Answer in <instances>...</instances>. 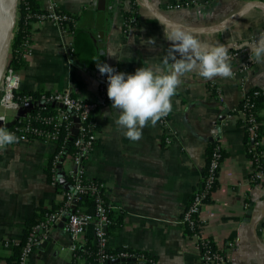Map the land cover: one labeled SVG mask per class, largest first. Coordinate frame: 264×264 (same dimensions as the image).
I'll return each mask as SVG.
<instances>
[{
  "label": "crops",
  "instance_id": "obj_1",
  "mask_svg": "<svg viewBox=\"0 0 264 264\" xmlns=\"http://www.w3.org/2000/svg\"><path fill=\"white\" fill-rule=\"evenodd\" d=\"M179 1L187 0H106L104 8L98 0H39L43 8L54 2L60 10L76 14L78 23L73 36L50 21L33 26L31 54L19 70L22 88H70L76 96L97 99L99 81L106 74L100 73L97 62L118 63L127 73L143 65L167 70L170 65L165 66L163 58L170 42L165 32L173 26L210 44L231 45L230 49L264 36V0H196L199 5L189 9L167 7ZM133 2L138 6L137 24L125 29ZM255 3L260 5L229 26L211 28ZM149 38L154 44L148 43ZM71 41L73 56L68 53ZM109 50L119 59L107 55ZM243 61V57L231 59L233 72ZM243 79H206L195 70L186 74L172 97L169 113L176 138L169 145L158 121L147 123L141 137L132 140L116 123L119 113L112 102L97 110L101 137L87 161L86 175L107 183L114 216L122 218L109 234L110 249L147 251L157 264H200V254L181 220L217 134L226 155L218 185L203 210L204 228L217 244H230L228 264H264V180L250 179L253 162L239 111L250 89L264 91V64L253 61ZM259 115L264 124V107ZM262 138L264 150V134ZM54 150L53 143L39 139L0 149V264H10L6 257L14 255L3 247L6 238L23 239L27 219L38 209L51 210L63 202L61 186L54 187L48 178ZM93 234L90 228L87 238L93 239ZM74 252L63 223H57L32 255L31 264H87Z\"/></svg>",
  "mask_w": 264,
  "mask_h": 264
},
{
  "label": "built area",
  "instance_id": "obj_2",
  "mask_svg": "<svg viewBox=\"0 0 264 264\" xmlns=\"http://www.w3.org/2000/svg\"><path fill=\"white\" fill-rule=\"evenodd\" d=\"M197 5H199L198 1L187 0L170 3L167 7L181 10ZM18 19L17 9L13 36L19 27ZM137 19L136 15H130L124 22L125 29L135 27ZM44 21L52 22L66 34L73 36L78 17L74 13L60 10L52 2L47 8L40 6V11L30 22L34 26ZM257 39L253 37L250 44ZM250 44L245 43L229 49L231 59L243 57V65L232 75L234 79H239L241 82L253 63L250 58L251 50L248 48ZM31 50L29 35L23 39L17 53L22 57H29ZM68 53L71 56L75 53L73 41L68 44ZM112 66L117 71H122L118 63ZM21 83L20 72L12 69L9 62L0 84V120L3 125L13 123L10 127L3 128L14 132L18 141L39 139L55 145L52 160L48 164V178L54 187L61 186L63 202L60 206L45 211L42 217L29 228L23 239L6 238L3 241V247L11 254H15L14 247L19 246L17 263L31 264L32 255L48 239L51 229L57 223H63L74 251L87 242L88 230L92 228L94 243L99 247L101 264L123 263L130 256L128 252L121 250L117 254H112L109 251L107 227L111 223L109 211L113 210L114 206L107 195L108 185L101 179H90L86 175L87 161L101 137V129L95 113L102 105L111 102L107 95V74L100 79L99 95L93 100L76 96L70 88L27 91L22 88ZM218 93L220 94V91ZM260 93L261 90L256 89L253 95ZM247 94L248 92L245 97ZM11 111L15 112L12 117ZM239 111L244 117V111L241 108ZM231 116L236 115L231 114ZM157 121L162 127L164 141L166 145H169L176 138V131L170 122V113L168 112ZM250 121L254 123L249 126L251 138L248 152L259 160L264 157L263 138L256 139L258 123L253 118ZM245 125L247 127V124ZM213 138L217 143L208 165V173L202 176L198 187L194 190L183 212L181 222L186 236L200 254V264H228L230 244H217L208 235L202 218L204 207L211 200L220 180L223 164L222 143L219 135L215 134ZM250 179L256 183L264 180V169L258 163L253 164ZM85 196L94 199V209L90 212L85 208H78L79 201Z\"/></svg>",
  "mask_w": 264,
  "mask_h": 264
},
{
  "label": "clouds",
  "instance_id": "obj_3",
  "mask_svg": "<svg viewBox=\"0 0 264 264\" xmlns=\"http://www.w3.org/2000/svg\"><path fill=\"white\" fill-rule=\"evenodd\" d=\"M170 42L163 64L137 68L132 73L117 71L107 62H97L101 74H107V95L112 108L119 113L116 123L124 130V135L132 140L139 139L143 127L156 121L172 110V97L182 84V78L192 71L206 79L231 77L233 68L229 49L231 45L210 44L183 28L173 26L165 32ZM149 44L154 39L149 38ZM251 60L264 64V36L248 45ZM109 56H116L111 50ZM105 116L109 113L105 112ZM18 141L14 132L0 127V149Z\"/></svg>",
  "mask_w": 264,
  "mask_h": 264
},
{
  "label": "trees",
  "instance_id": "obj_4",
  "mask_svg": "<svg viewBox=\"0 0 264 264\" xmlns=\"http://www.w3.org/2000/svg\"><path fill=\"white\" fill-rule=\"evenodd\" d=\"M132 9L126 12V17L128 18L130 15L138 16V6L135 2L132 3ZM19 19H18V30L13 38L11 43V60L10 66L12 69L20 70L28 63V57H22L17 53V50L21 47L23 39L31 33H33V26L30 22L34 20L35 14L40 11V2L39 0H19L17 5ZM260 88H253L248 91L247 96L243 99L240 108L244 111L245 115L240 120L244 124H247L246 127V135L245 141L247 144V148L249 147V140L251 138L250 134V120L253 118L256 123H258V138H262L264 134V124L262 122V118L259 115V110L264 107V91L262 89L259 95H253L254 91ZM254 104V106H252ZM233 113H238V111H234ZM249 123V125H248ZM216 141H212L207 149V157H206V166L203 171V175L208 173V165L212 158V154L214 151V147L216 145ZM249 150V148H248ZM249 153V152H248ZM222 158L224 159L226 155V151L222 148L221 150ZM250 159L252 160L253 164L258 163L262 169H264V157H261L259 160H256L252 153H249ZM253 157V158H252ZM255 182V181H254ZM217 187V186H216ZM56 205L55 207H57ZM78 208H85L86 211H92L94 209V199L89 196H85L82 200L79 201ZM45 209H38L37 212L34 214L33 217L27 219L26 221V228H25V235L27 234L30 227H32L38 219L42 217L44 214ZM109 217L111 219V223L108 226L107 233H112L116 228L121 225L122 218L121 216L116 217L114 216L113 210L109 211ZM121 250H125L130 254V256L123 262L119 264H157V259L154 255L150 254L147 251L138 250V249H110V253L117 254ZM20 247H17L16 253L13 256L6 257L10 264H18V257H19ZM75 258L82 257L86 260L87 264H101L100 262V253L99 247L94 243L93 239H88L84 245L79 246L76 251L74 252Z\"/></svg>",
  "mask_w": 264,
  "mask_h": 264
},
{
  "label": "water",
  "instance_id": "obj_5",
  "mask_svg": "<svg viewBox=\"0 0 264 264\" xmlns=\"http://www.w3.org/2000/svg\"><path fill=\"white\" fill-rule=\"evenodd\" d=\"M18 2L19 0H0V28L3 27L4 25L7 26L5 42L3 46L0 48V82H1V77L5 71V67L7 63V56H8L9 49H10V43H11V40L13 39V32H14L13 28H14V24L16 21V10H17ZM98 4L103 6L104 8L106 4V0H98ZM254 5H260V3L259 4L255 3V4H250V5L245 6L237 15H234L233 17H230L226 19L225 21L217 25H214L211 28L217 30V29H223L229 26L230 24L238 20L239 17H241L247 10L254 7ZM12 124L13 123H8L6 125H3V123L0 122V127H4V126L10 127Z\"/></svg>",
  "mask_w": 264,
  "mask_h": 264
},
{
  "label": "bare ground",
  "instance_id": "obj_6",
  "mask_svg": "<svg viewBox=\"0 0 264 264\" xmlns=\"http://www.w3.org/2000/svg\"><path fill=\"white\" fill-rule=\"evenodd\" d=\"M6 33H7V26L4 25L3 27L0 28V48L3 46L5 42Z\"/></svg>",
  "mask_w": 264,
  "mask_h": 264
},
{
  "label": "rangeland",
  "instance_id": "obj_7",
  "mask_svg": "<svg viewBox=\"0 0 264 264\" xmlns=\"http://www.w3.org/2000/svg\"><path fill=\"white\" fill-rule=\"evenodd\" d=\"M16 22V21H15ZM15 25L16 23L14 24V28H15ZM14 28H13V31H14ZM14 38V36H13ZM13 39L11 40V43H12ZM11 43H10V49H9V53H8V56H7V63H6V67H5V70L7 69L8 65H9V62H10V58H11ZM5 72V71H4ZM4 74V73H3ZM3 76V75H2ZM1 80H2V77H1ZM1 84V82H0ZM12 115H15V112L14 111H11V117ZM0 122H2V120H0ZM3 123V122H2Z\"/></svg>",
  "mask_w": 264,
  "mask_h": 264
}]
</instances>
